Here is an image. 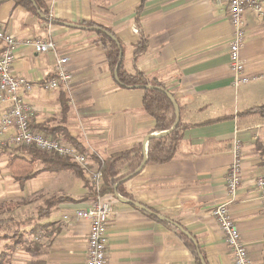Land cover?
<instances>
[{"label":"crops","instance_id":"obj_1","mask_svg":"<svg viewBox=\"0 0 264 264\" xmlns=\"http://www.w3.org/2000/svg\"><path fill=\"white\" fill-rule=\"evenodd\" d=\"M43 1L47 20L11 0L0 2V24L9 33L52 39L56 44L57 54H39L29 48L14 52L11 74L32 86L27 94L19 91L37 109L31 126L37 130V125L64 126L85 150L90 169L97 168L95 159L102 161L139 142L147 148L146 137L157 132H153V118L143 111V90L118 85L96 34L82 24L94 22L109 28L121 44L124 69L158 81L173 98L184 127L169 162L145 163L124 180L132 202L187 233L206 264H232L211 210L224 196L231 148L238 140L243 154L242 181L230 213L253 264H264V206L254 185L255 178L264 173V116L238 115L264 105V79L232 87L228 66L232 27L225 6L214 0H145L136 26L141 0ZM260 1L264 9V0ZM243 20L245 42L240 54L248 70L260 71L264 67V15L248 12ZM141 37L147 48L135 58ZM56 56L68 58L66 70L71 79L46 92L42 85L53 77ZM61 95L68 106L64 124H60ZM223 117L228 119L198 125ZM126 172L124 167L120 175ZM47 173L63 174L44 179L42 189L49 195L45 202L58 196L74 201L58 203L32 222L33 226L49 225L41 231L45 242L41 241L39 258L45 264H84L88 222L74 220L73 213L89 204L92 189L72 171ZM104 198L111 207L106 264H194L174 229L151 219L127 199ZM25 254L29 259L22 264L34 259Z\"/></svg>","mask_w":264,"mask_h":264},{"label":"built area","instance_id":"obj_2","mask_svg":"<svg viewBox=\"0 0 264 264\" xmlns=\"http://www.w3.org/2000/svg\"><path fill=\"white\" fill-rule=\"evenodd\" d=\"M214 1L216 4L225 6L227 18L232 27L228 42V66L232 77V87L237 89L264 79V67L260 71L251 72L240 54L245 42L244 15L248 12L257 16L264 15L262 2L260 0ZM48 18L50 21V15ZM134 32H137V29H134ZM20 48H29L39 54H57L56 44L52 39L17 37L0 24V106L3 107L0 113V149L34 148L59 158L68 159L82 168L86 181L92 190L98 193L102 185V175L98 166L96 169H90L86 154L61 137H53L31 126L37 109L20 96L19 91L23 90L27 94L32 86L24 79L15 78L11 74L15 59L14 52ZM56 58L53 77L43 83V91H53L60 84H66L71 79L66 70L68 58L58 56ZM231 158L226 172L224 196L213 206L211 215L217 222L229 248L232 264H253L230 213V207L236 200L237 189L242 181L243 154L241 142L238 140L233 141ZM254 185L257 196L264 206V173L255 178ZM110 213L109 202L104 196L98 195L86 207L74 211V220L88 222L84 264H106L107 224ZM65 219L68 218L65 217Z\"/></svg>","mask_w":264,"mask_h":264},{"label":"trees","instance_id":"obj_3","mask_svg":"<svg viewBox=\"0 0 264 264\" xmlns=\"http://www.w3.org/2000/svg\"><path fill=\"white\" fill-rule=\"evenodd\" d=\"M5 0H0V2ZM15 5L21 6L31 15L39 17L41 20H47L48 10L45 2L43 0H11ZM145 0H141V4L138 8V13L136 15V26L139 24L138 16L139 9L142 8ZM43 18V19H42ZM82 25L91 27V30L96 34V42L102 46L105 50V56L108 63V68L110 73L116 78L118 85L123 88L139 87L143 90L142 98V108L143 111L153 118L154 129L153 132H168L167 134L157 137L150 138L147 142V148L144 150L143 142H139L133 145L131 148L111 154L104 158L102 161L95 159L96 166L102 175V185L98 193L91 192L93 195L92 199L98 196H115L119 194L122 198L132 201V196L127 193L123 187V179L133 174L141 165L144 158H146V164H163L169 162L176 151L177 141L180 136V130L183 125L178 121L174 129L175 115L173 104L166 94L165 88L156 80L148 79L142 72L134 71L133 73H128L122 62V49L119 40H117L112 34L111 30L107 27L101 26L94 22L83 23ZM147 48L146 40L141 37L139 43L136 46L134 52V57L136 58L139 54H142ZM61 104V118L60 124H64L66 121V114L68 111L67 100L63 95L60 96ZM260 114L264 116V105L252 107L243 113L238 115H248V114ZM228 117L216 118L208 120L198 125L212 124L227 120ZM36 128L45 132L46 134L52 135L53 137H61L73 146H75L80 152L85 154V150L80 146V144L68 136L67 131L64 126L59 125L57 127H50L47 124L37 125ZM150 135V134H149ZM148 135V136H149ZM7 166L11 172V176L14 181H16L20 187H22L26 181L35 177L40 172H65L72 171L76 173L80 178H84L83 170L80 166L71 162L68 159L59 158L47 154L45 152L36 150L34 148H19L14 149L13 153L9 156ZM127 169L124 175H120L123 168ZM65 201H74L73 199L66 196L52 197L46 202V207L40 209L37 212V219L40 216H44L46 211L52 206ZM78 202V201H76ZM9 210V209H8ZM148 216L159 221L168 228L174 229L171 223L159 219L158 215L149 210ZM36 219L31 217L20 222L22 225H26L34 222ZM11 219L0 220V224H8ZM49 225H34L30 229L32 235H37L38 232L44 231ZM51 226V225H50ZM177 238L183 243V245L190 251L194 264H202L201 259L206 264L204 257L200 253L198 246L195 241L187 236L184 231H178L174 229ZM4 238H9L12 242L11 244H6L3 250L0 252V264H7L10 260V254L19 245L23 246L25 252L30 254L34 259L25 264H45L43 260L39 258L40 249L43 248L40 242L26 243V234L24 232H15L12 236Z\"/></svg>","mask_w":264,"mask_h":264},{"label":"rangeland","instance_id":"obj_4","mask_svg":"<svg viewBox=\"0 0 264 264\" xmlns=\"http://www.w3.org/2000/svg\"><path fill=\"white\" fill-rule=\"evenodd\" d=\"M12 153L13 149H0V220L11 219L8 224H0V252L6 244H11L12 242L9 238H4L3 236L10 237L15 232H24L26 234L27 244L31 242H45V237L42 232H38V235L34 236L29 235L33 223L24 226L20 222L31 217L37 219V212L45 207V200L49 198V195H46L45 190H43L45 185L44 179L63 174L41 172L20 187L14 181L7 166L9 156ZM53 193L55 191L51 194ZM91 196L93 197V195ZM12 253L10 254L11 261L9 260L7 264H22L29 259V256L23 252L22 246H19L16 252L17 254L12 256Z\"/></svg>","mask_w":264,"mask_h":264},{"label":"water","instance_id":"obj_5","mask_svg":"<svg viewBox=\"0 0 264 264\" xmlns=\"http://www.w3.org/2000/svg\"><path fill=\"white\" fill-rule=\"evenodd\" d=\"M166 94H167L168 98L170 99V101H171L172 104H173L174 115H175V121H174V125L172 126V129H174L175 126H176L177 123H178V109H177V107H176V105H175V102H174L173 98L171 97V95H170L169 93H167V92H166ZM167 133H168V132H160V133H156V134H151V135H149V136L146 137V139H145V144L148 142V140H149L150 138L161 137V136H163V135H165V134H167ZM144 150H146V147H144ZM145 163H146V158L143 159V161H142L140 167H139V168H138L133 174L128 175V176H126V177L123 179V182H124V180H126V178H128V177H130V176L136 174V173L142 168V166H143ZM115 196H116L117 198H119V199H123V200H124V198L120 197L119 194H115ZM127 202H129L130 204H133L134 206H137V207H139L140 209H143L144 211H146L147 213H149L148 209H145L144 207H142V206H140V205H138V204H136V203H134V202H132V201H127ZM175 226H176V225H175ZM177 228H178L180 231H183V230H181L178 226H177ZM184 233H185V232H184ZM185 234H186L187 236H189L187 233H185ZM201 263H202V264H205L204 261H203L202 259H201Z\"/></svg>","mask_w":264,"mask_h":264}]
</instances>
